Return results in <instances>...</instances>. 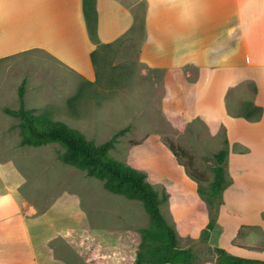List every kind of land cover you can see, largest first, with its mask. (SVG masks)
Returning <instances> with one entry per match:
<instances>
[{"label": "crops", "instance_id": "0c3cea01", "mask_svg": "<svg viewBox=\"0 0 264 264\" xmlns=\"http://www.w3.org/2000/svg\"><path fill=\"white\" fill-rule=\"evenodd\" d=\"M95 7L99 43L133 29L135 15L124 1L95 0ZM94 48L82 0H0V58L38 49L73 77L93 82ZM137 56L146 67L164 70L165 105L170 98L173 106L186 101L211 135L224 131L230 182L221 193L212 248L264 260L258 245L264 242V0H144ZM245 84L252 94L239 113L251 103L261 109L257 119L229 112V92ZM184 176L190 190L170 182L166 203L195 238L196 227L208 222L207 208L195 181ZM20 183L13 168L0 165V264H64L52 255L47 200L29 197Z\"/></svg>", "mask_w": 264, "mask_h": 264}, {"label": "rangeland", "instance_id": "374dc122", "mask_svg": "<svg viewBox=\"0 0 264 264\" xmlns=\"http://www.w3.org/2000/svg\"><path fill=\"white\" fill-rule=\"evenodd\" d=\"M122 1L134 12L133 29L120 41L97 50L93 82L73 77L59 61L38 49L0 58V165L15 170L26 195L47 200L52 255L64 264H133L139 229L148 225V217L139 201L107 191L102 181L62 162L58 156L64 149L59 143L19 145L18 119L3 108L18 107L21 83L26 108L65 122L95 143L122 130L110 155L143 172L159 193L167 195L170 182L179 190H190L184 175L206 187L213 175V155L225 146L223 129L211 135L191 115L188 102L173 106L170 98L169 106L165 105L169 95L163 86L164 70L146 67L137 56L144 0ZM251 92L248 84L232 89L227 97L231 111L239 112ZM168 141L185 154L177 152L175 157ZM199 197L207 208V219L209 213L217 216L221 196L211 209ZM166 201L161 211L178 230L179 246L192 249L195 264H215L211 246L215 227L207 239L201 237L204 226L198 224L199 236H187L183 219L175 218Z\"/></svg>", "mask_w": 264, "mask_h": 264}, {"label": "trees", "instance_id": "16d2710c", "mask_svg": "<svg viewBox=\"0 0 264 264\" xmlns=\"http://www.w3.org/2000/svg\"><path fill=\"white\" fill-rule=\"evenodd\" d=\"M82 7L89 38L95 44V48L90 53L94 66L97 50L102 46L120 41L122 37L112 43H99L95 0H82ZM18 102L17 108L4 107L3 111L18 119L20 146L59 143L64 149L58 156L62 162L83 170L87 176L102 181L107 191L127 199L137 200L142 204L148 217V225L139 229L140 240L133 264H195L196 254L189 247L179 246L175 229L161 212L160 205L166 201L167 195L159 193L146 180L143 172L110 155L109 150L113 148L122 130L104 142L95 143L80 130L65 122L54 120L47 114H35L32 109L26 108L23 83L18 87ZM229 112L253 120L259 118L261 109L249 103L243 113L230 110ZM224 144L225 146L213 155V175L208 185L201 187L197 183V193L204 199L209 209L212 208L215 200L220 198L222 191L230 182L225 167L228 153L226 140ZM168 147L175 157L177 152L185 154L180 146L171 141H168ZM193 179L195 180L194 177ZM220 203L221 201L217 200V208ZM215 220L216 216L209 213V220L201 233L203 239L208 238L210 231L214 228ZM213 251L216 256L215 264H264V260L237 256L223 248L215 247Z\"/></svg>", "mask_w": 264, "mask_h": 264}]
</instances>
